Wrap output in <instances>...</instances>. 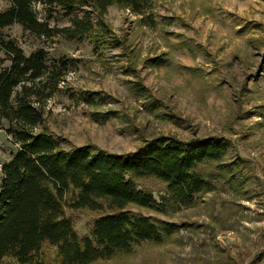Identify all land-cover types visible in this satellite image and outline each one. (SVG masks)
Listing matches in <instances>:
<instances>
[{"label": "rangeland", "instance_id": "rangeland-1", "mask_svg": "<svg viewBox=\"0 0 264 264\" xmlns=\"http://www.w3.org/2000/svg\"><path fill=\"white\" fill-rule=\"evenodd\" d=\"M152 2L154 25L127 7H108L104 18L121 46L36 37L19 24L5 29L27 52L43 46L50 57L72 60L62 91L46 109V123L64 147L91 143L122 154L159 135L223 138L229 145L220 165H202L212 189L191 205H162L165 184L141 178L158 204L141 211L168 236L95 264H264V0ZM7 6L0 0V9ZM34 8L46 16L42 3ZM88 10L55 11L48 20L72 26V18ZM92 17L97 26L98 17ZM155 56L163 63L151 65L148 58ZM3 58L0 51V65ZM13 148L0 127V181L1 163ZM67 211L81 235L89 234L100 214Z\"/></svg>", "mask_w": 264, "mask_h": 264}, {"label": "trees", "instance_id": "trees-1", "mask_svg": "<svg viewBox=\"0 0 264 264\" xmlns=\"http://www.w3.org/2000/svg\"><path fill=\"white\" fill-rule=\"evenodd\" d=\"M35 2L45 7L39 17ZM152 0H8L0 9V127L14 145L1 163L0 264H95L127 255L142 242L162 243L164 231L143 208L158 207L140 179L165 184L166 201L193 204L212 182L202 169L220 165L229 145L223 138L182 140L174 135L146 139L136 151L112 154L91 143L66 148L46 123L49 100L62 91L73 69L64 55L50 57L45 47L27 52L5 29L19 24L36 37L89 38L96 47L121 46L104 16L110 5L127 7L154 25ZM87 7L72 26H52L60 11ZM92 13L98 17L94 24ZM96 26V27H95ZM8 64H3L4 60ZM151 65L164 60L148 58ZM146 90V88H143ZM222 163V162H221ZM162 207V206H161ZM67 209L99 211L89 234L81 235Z\"/></svg>", "mask_w": 264, "mask_h": 264}]
</instances>
